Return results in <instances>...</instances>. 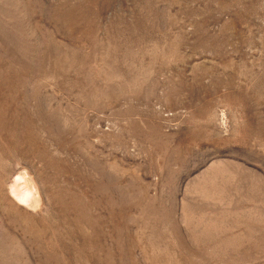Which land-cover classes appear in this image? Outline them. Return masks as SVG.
Wrapping results in <instances>:
<instances>
[{"label":"rangeland","instance_id":"374dc122","mask_svg":"<svg viewBox=\"0 0 264 264\" xmlns=\"http://www.w3.org/2000/svg\"><path fill=\"white\" fill-rule=\"evenodd\" d=\"M0 264H264V0H0Z\"/></svg>","mask_w":264,"mask_h":264},{"label":"bare ground","instance_id":"6f19581e","mask_svg":"<svg viewBox=\"0 0 264 264\" xmlns=\"http://www.w3.org/2000/svg\"><path fill=\"white\" fill-rule=\"evenodd\" d=\"M17 181H19V179H17ZM16 182L14 183V185H12V188H11V191L13 193H15V195L23 200V201H28L29 199H31V196H32V190H29V181L27 180H24V182ZM33 197V196H32ZM30 202V201H29Z\"/></svg>","mask_w":264,"mask_h":264}]
</instances>
